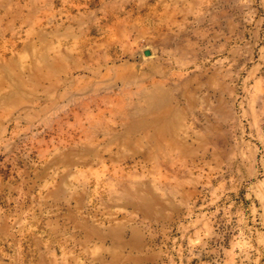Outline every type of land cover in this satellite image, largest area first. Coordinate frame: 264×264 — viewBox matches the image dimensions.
Returning <instances> with one entry per match:
<instances>
[{
	"label": "rangeland",
	"instance_id": "obj_1",
	"mask_svg": "<svg viewBox=\"0 0 264 264\" xmlns=\"http://www.w3.org/2000/svg\"><path fill=\"white\" fill-rule=\"evenodd\" d=\"M0 264H264V0H0Z\"/></svg>",
	"mask_w": 264,
	"mask_h": 264
},
{
	"label": "water",
	"instance_id": "obj_2",
	"mask_svg": "<svg viewBox=\"0 0 264 264\" xmlns=\"http://www.w3.org/2000/svg\"><path fill=\"white\" fill-rule=\"evenodd\" d=\"M145 55H147V56H148V55H149V52H146V53H145Z\"/></svg>",
	"mask_w": 264,
	"mask_h": 264
}]
</instances>
